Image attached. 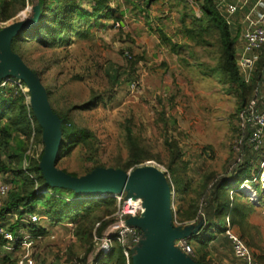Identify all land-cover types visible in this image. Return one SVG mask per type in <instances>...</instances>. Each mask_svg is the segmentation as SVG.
<instances>
[{
  "label": "rangeland",
  "instance_id": "rangeland-1",
  "mask_svg": "<svg viewBox=\"0 0 264 264\" xmlns=\"http://www.w3.org/2000/svg\"><path fill=\"white\" fill-rule=\"evenodd\" d=\"M77 2L83 9L91 10L92 0ZM109 7L113 9L111 18L102 17L99 22L90 18L88 26L81 22L79 34L72 35L66 45L47 47L33 40L25 41L19 48L28 66L39 77L41 86L50 91L46 94L51 110L67 118L75 130L87 131L84 141H75L67 152H59L50 167L51 176L63 180L80 178L100 169L128 174L142 168L154 169L161 173L164 182V200L171 217L172 233L174 228L180 227V231L174 232L169 264H242L234 257L226 232L219 233L212 225L209 231L215 238L204 243L201 222L196 218L185 219L182 212L177 214V211H189L195 203L196 209L199 208L202 192L208 190L215 179H232L234 171L250 157L253 182H241L238 190L246 197L239 199L251 201L254 209L245 223L228 228L249 247L259 264H264V141L257 150H244L243 140L239 141L238 117L239 112L252 103L259 110L264 107V51L252 54L255 64L247 83L242 79L239 56L235 53L240 79L247 88L242 92L222 72L218 31L209 28L205 20L193 21L192 14L201 15L194 3L151 0L145 6L143 0H109ZM32 15L31 0L11 19L0 22V29L14 22L28 21ZM228 26L235 36L237 52L239 44L241 46L240 24L235 20L234 26ZM186 29H191L192 34ZM1 48L6 50L7 46L6 41L0 39ZM7 78L20 86L31 108L29 84L18 66L2 57L0 83ZM42 98L40 90L38 108L44 114ZM51 126L57 127L55 117L51 118ZM128 129L143 157L130 166H127ZM53 147V141L43 130L41 142L34 141L32 136L26 141L25 153L39 158L38 165L43 167ZM170 147L179 155L176 160L172 159ZM2 161L19 165L14 158L6 156ZM20 165L27 167V161ZM169 167L179 181L186 183L183 192H178ZM11 177L10 172H0L1 181L11 184ZM180 185L181 188L182 183ZM254 185L261 188V194ZM99 188L116 189L122 200L138 195L141 203L144 199L158 197L156 180L148 175L132 182L109 179L69 188L79 200L97 202L112 198L113 205L94 206L82 217L75 216L74 204L67 217L57 222L48 217L41 219L39 225L46 233L37 239L32 253L5 244L0 250V259L7 257L10 263L4 264H18L29 253L35 264H114L115 257L109 259L106 255L114 246L122 245L119 240L111 238V249L106 255L93 252L98 238L111 229L115 234H125L132 249L138 244L133 238L139 237V241L147 244L162 237L161 216L149 217L144 213L143 204L136 216L122 218L132 232L118 228L119 218L115 216L118 201L114 196L101 197V193L89 191ZM228 195L236 197L234 191H228ZM4 198L0 197V207ZM5 217L14 220V217ZM87 219L94 224L88 239H84L81 229ZM228 219L223 218L221 223H229ZM104 221H108L106 227L101 233L97 232ZM180 240L190 245L191 254L178 252L176 243ZM140 246L136 254L129 253V264L142 253Z\"/></svg>",
  "mask_w": 264,
  "mask_h": 264
},
{
  "label": "trees",
  "instance_id": "trees-1",
  "mask_svg": "<svg viewBox=\"0 0 264 264\" xmlns=\"http://www.w3.org/2000/svg\"><path fill=\"white\" fill-rule=\"evenodd\" d=\"M30 1L0 0V22L11 19ZM150 1L143 0V3L147 6ZM188 1L197 5L201 13L200 17H196L195 13L192 14L193 21L200 22L205 20L209 28L214 27L218 31L222 51V72L242 92H245L247 88L240 79L235 63V36L232 35L229 26L220 16L215 0H184L186 3ZM39 6L40 14L37 23L16 34L10 42L11 50L19 55L27 65H29L28 62L19 51L20 46L25 41H39L47 47L66 45L70 42L72 35L79 34L81 22L84 21V24L88 26L87 21L90 18L99 22L102 17L111 18L113 12V9L109 7V0H92L90 11L83 9L77 0H39ZM186 30L189 34H192L191 29ZM201 30L208 31L207 28H201ZM159 32L162 31L160 30ZM162 35L164 34L162 33ZM30 70L39 79L31 68ZM46 92L50 94L48 89H46ZM52 112L55 115L57 114L54 111ZM56 116L59 121L61 139L59 152L64 153L75 141H84L88 135L86 130H75L74 125L64 116L60 114ZM42 131L41 125L37 122L33 111L25 101V96L20 86L14 82H6L5 85L0 86V172H5L6 174L10 172L12 176L9 190L0 207V226H5L14 235H16V229L18 228L28 229L34 237L46 233L45 228L42 226L20 221V218L30 213H38L57 222L62 217H67L74 204L75 216L80 215L82 217H86L94 206L109 207L113 205L114 199L112 198L97 200V202L83 201L75 198L71 191L68 190L69 188L52 187L44 184L45 179L42 174V168L38 165L39 158L28 157L25 153L26 141L32 136L34 141L41 142ZM127 140L130 148L127 166H130L140 162L143 157L139 155L138 146L132 138L130 129L127 130ZM242 144L246 151L253 149L249 141V134L244 136ZM170 148L173 153L172 159L176 160L179 155L174 151L173 147ZM60 153H58L57 158ZM4 156L14 158L19 165L12 166L4 163L2 161ZM24 160L27 161V167L25 168L20 165ZM249 161L250 157L234 171L232 179H215L210 184L209 189L202 192L199 208L196 209V203H192L194 205L190 206L189 211L183 212L180 209L177 211V214L182 212V217L185 219L192 220L196 218L201 222V230L203 229L204 232L202 241L204 243L215 238V234L209 231L212 225L215 226L219 233H225L230 225L238 226L245 223L247 217L253 212L254 204L251 201H241L239 198L245 197V195L238 190L241 182L245 180L253 182V178L250 175ZM169 168L178 186L177 188H179L178 192H183L186 189V183L179 181L172 168ZM181 183L182 187L180 188L179 185ZM254 187L257 193H262L259 186L254 185ZM228 191H234L236 197L230 198ZM64 192H67V196ZM111 212L108 211L109 214ZM10 214L16 215L17 219L14 221L4 219L6 218L5 216ZM223 218L227 220L230 218L229 223H221ZM107 222H102L97 232L101 233ZM92 223L94 224V221H89L88 219L83 223L85 227L81 229V233L84 239H88L87 236L90 234ZM206 232L208 233L206 234ZM6 243L7 241L0 236V250ZM106 256L109 259L115 257L114 264H125V258L120 246H114L112 251ZM0 260V264L10 263L7 257ZM197 262L200 263L198 260Z\"/></svg>",
  "mask_w": 264,
  "mask_h": 264
},
{
  "label": "built area",
  "instance_id": "built-area-1",
  "mask_svg": "<svg viewBox=\"0 0 264 264\" xmlns=\"http://www.w3.org/2000/svg\"><path fill=\"white\" fill-rule=\"evenodd\" d=\"M249 0H217L216 8L227 25L232 27L234 16L241 11L247 4ZM264 8L262 0H256V2L250 7V10L244 13L242 18L241 27V46L240 49L235 52L238 56V65L242 74V79L244 82H249L251 80V72L255 64V58L252 56L254 52L264 51V9L257 12L258 8ZM6 82H15L11 78L2 80L0 86L5 85ZM239 130L241 142L245 136L246 130H248L249 141L253 150L260 148L264 141V107L263 109H258L252 104L243 108L239 112ZM1 137V133H0ZM243 142V141H242ZM264 162L262 163V167ZM25 168V167H24ZM9 190V184L6 181L0 180V197L6 196ZM110 194H101L99 196L105 197ZM114 198L118 201V207L115 212L116 219L119 218V227H124L123 231L132 232V229L126 228L124 220L122 219L125 215L136 216L138 211H142L141 199L139 197H129L122 200L121 195L113 194ZM9 217H14L17 219L16 215L10 214ZM46 216L40 215L38 213H30L26 216L20 218V221L24 223H31L36 226L39 225L41 219H46ZM13 220V221H14ZM43 227V226H42ZM135 233V231H134ZM112 229L104 234L96 243L97 247H94L93 252H102L106 255L111 249V238L119 240L122 245V253L125 257L126 264H129V253H132L131 245H129L126 235L118 232L115 234ZM228 239L231 242L232 252L236 259H238L242 264H259L249 247L242 241L240 237L232 233L229 229L226 230ZM0 236L7 241L11 247L16 246L20 248H25L31 252L37 239L41 236L34 237L30 231L26 228L16 229V235L11 231L7 230L5 226H0ZM139 237L133 238L135 243H138ZM178 249L185 253L191 254L192 250L189 244L185 240H180L176 243ZM18 264H35L33 256L28 253L24 258H22Z\"/></svg>",
  "mask_w": 264,
  "mask_h": 264
},
{
  "label": "water",
  "instance_id": "water-1",
  "mask_svg": "<svg viewBox=\"0 0 264 264\" xmlns=\"http://www.w3.org/2000/svg\"><path fill=\"white\" fill-rule=\"evenodd\" d=\"M32 10L33 15L32 18L28 21H20V22H14L9 25H4L0 29V39L6 41V50L0 49V59L2 57H6L8 60H10L13 64L18 66L19 70L21 71L22 75L24 76V79L27 81V83L30 86L31 89V108L32 111L38 121V123L43 128L44 132L47 133V135L51 138L53 141L54 147L49 152V154L46 157L45 163L42 168V174L45 179V184H48L52 187H61V188H73L76 186H86L90 185L96 182H100L103 180H109V179H118L122 180L124 182H132L136 179L142 177V176H153L156 180V186L158 190V197H150L147 199H144L143 207H145V214L152 218H158L161 216L162 223V237L157 238L152 241V243H144L139 241L137 245L134 246L132 249V254L137 253L138 245L140 246V249H142V253L138 254L136 257H134V263L133 264H169V258L170 253L169 250L172 248V240L175 239L176 235L174 232L180 231V227L174 228V231L172 233L171 225H170V213L168 211L167 205L164 200V182L161 177V173L152 171L146 168L138 169L133 174H128L127 172L123 171H117L113 169H100L93 171L89 174H86L80 178L76 177H68L63 180H59L56 178H53L50 173V167L52 163L55 162L57 155L59 153L60 145H61V139L59 135V121L55 114H53L50 105L48 103V98L46 91L41 86L40 80L31 72L28 65L21 59L19 55L14 53L10 48V42L11 39L18 33H20L23 30H26L30 28L31 26L35 25L39 19L40 14V6H39V0H32ZM40 88V89H39ZM40 90L43 93V104H44V110L45 113L43 114L39 108H38V99H39V92ZM57 119V127L52 128L51 126V118ZM92 193H101V194H110L113 195L117 191L116 189H104L99 188L97 190H89ZM138 195H132V197H136ZM158 199L161 204V210L158 211V213L154 214L149 211V204L152 200ZM146 247V249L144 248ZM178 252L181 253V251L178 249Z\"/></svg>",
  "mask_w": 264,
  "mask_h": 264
},
{
  "label": "crops",
  "instance_id": "crops-1",
  "mask_svg": "<svg viewBox=\"0 0 264 264\" xmlns=\"http://www.w3.org/2000/svg\"><path fill=\"white\" fill-rule=\"evenodd\" d=\"M263 1V4H264V0ZM256 2V0H249L248 4L241 10L239 11L235 16H234V21H233V25L235 24V20H238L239 24H240V28L242 27V18H243V15L244 13L248 12L250 10V7ZM264 8H261L259 7L257 10V12L263 10ZM239 18V19H236V18ZM238 49H240V44L238 46ZM158 206L160 207V201L158 200ZM9 216V215H7Z\"/></svg>",
  "mask_w": 264,
  "mask_h": 264
},
{
  "label": "bare ground",
  "instance_id": "bare-ground-1",
  "mask_svg": "<svg viewBox=\"0 0 264 264\" xmlns=\"http://www.w3.org/2000/svg\"><path fill=\"white\" fill-rule=\"evenodd\" d=\"M149 170L156 171L154 169H149ZM159 210H161V204H160V207H159L158 206V201H156V199L152 200L151 203L149 204V211L148 212H152L153 214H156V213H158Z\"/></svg>",
  "mask_w": 264,
  "mask_h": 264
}]
</instances>
